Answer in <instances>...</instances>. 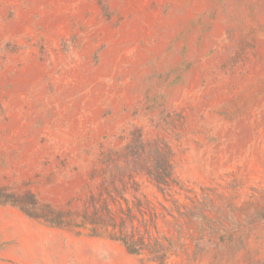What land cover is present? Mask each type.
Listing matches in <instances>:
<instances>
[{
	"label": "rangeland",
	"instance_id": "rangeland-1",
	"mask_svg": "<svg viewBox=\"0 0 264 264\" xmlns=\"http://www.w3.org/2000/svg\"><path fill=\"white\" fill-rule=\"evenodd\" d=\"M0 264H264V0H0Z\"/></svg>",
	"mask_w": 264,
	"mask_h": 264
},
{
	"label": "trees",
	"instance_id": "trees-1",
	"mask_svg": "<svg viewBox=\"0 0 264 264\" xmlns=\"http://www.w3.org/2000/svg\"><path fill=\"white\" fill-rule=\"evenodd\" d=\"M157 173L154 175V177L156 178L157 181L162 182L163 180H165L166 177H164L163 175H161V169L160 168H156Z\"/></svg>",
	"mask_w": 264,
	"mask_h": 264
}]
</instances>
